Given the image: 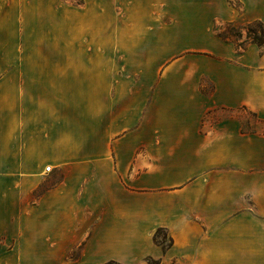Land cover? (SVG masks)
<instances>
[{
	"label": "crops",
	"instance_id": "crops-1",
	"mask_svg": "<svg viewBox=\"0 0 264 264\" xmlns=\"http://www.w3.org/2000/svg\"><path fill=\"white\" fill-rule=\"evenodd\" d=\"M139 2L148 20L113 34L112 0L102 28L0 0V264H264V133L206 117L264 121V48L216 36L211 3L177 29Z\"/></svg>",
	"mask_w": 264,
	"mask_h": 264
},
{
	"label": "rangeland",
	"instance_id": "rangeland-1",
	"mask_svg": "<svg viewBox=\"0 0 264 264\" xmlns=\"http://www.w3.org/2000/svg\"><path fill=\"white\" fill-rule=\"evenodd\" d=\"M105 1L107 0H64V4L65 6H78L80 8L81 27L95 23L102 28L104 23ZM133 1L112 0L111 15L113 34L116 30L115 28L119 29L120 24L124 26V32H127V30L129 31V27L136 23L141 26V22L148 20L147 10L143 9V5L140 2V6H138L137 4H133ZM163 1L165 0H160L159 8L153 7L152 11L157 16H155L154 21L160 23L168 21L175 22L177 29H182L185 25H191L196 28L204 27L208 21L205 16L206 13L204 14L202 11H204L203 6L208 2L211 5H216V10L218 11V14L211 21L213 33L221 39L235 44L238 50H241L242 47L246 48L249 44H255L252 43V38H250V36H254L253 31L264 36L262 35V31H264V21L262 19H255L246 23H240L237 20L247 11L259 12L262 10L264 0H175L174 15L170 17L169 15H164ZM184 5L187 6L186 9H184ZM65 15V17H68L67 20L70 26L71 8L68 9ZM140 30V28L135 30L130 29V31L137 32ZM66 34L67 31L65 32ZM82 36H87V34L81 30ZM203 85L208 92L213 89V85L209 82H203ZM206 117L212 119L213 122L234 117L239 120L242 131L264 133V121L260 120L255 112L244 107L233 109L217 108L211 110ZM157 241L164 246L168 245L170 240L167 232L160 230ZM150 263L155 264L152 261Z\"/></svg>",
	"mask_w": 264,
	"mask_h": 264
},
{
	"label": "trees",
	"instance_id": "trees-1",
	"mask_svg": "<svg viewBox=\"0 0 264 264\" xmlns=\"http://www.w3.org/2000/svg\"><path fill=\"white\" fill-rule=\"evenodd\" d=\"M253 33H254V36H252V37L250 36V38H252V43H255V44L259 45L260 47L264 48V36H261V35L257 34L255 31H253ZM262 35H264V31H262ZM243 49L244 48L242 47L241 50H243ZM158 232L155 234V239L156 240H157V237H158ZM107 264H121V263H117V262L111 261V262H108ZM155 264H157V263H155Z\"/></svg>",
	"mask_w": 264,
	"mask_h": 264
},
{
	"label": "built area",
	"instance_id": "built-area-1",
	"mask_svg": "<svg viewBox=\"0 0 264 264\" xmlns=\"http://www.w3.org/2000/svg\"><path fill=\"white\" fill-rule=\"evenodd\" d=\"M47 170H50V167H48Z\"/></svg>",
	"mask_w": 264,
	"mask_h": 264
}]
</instances>
